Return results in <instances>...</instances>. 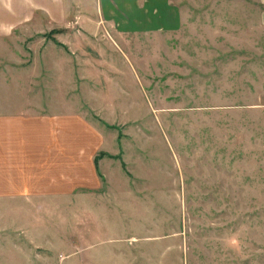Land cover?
<instances>
[{"label":"rangeland","instance_id":"rangeland-1","mask_svg":"<svg viewBox=\"0 0 264 264\" xmlns=\"http://www.w3.org/2000/svg\"><path fill=\"white\" fill-rule=\"evenodd\" d=\"M177 4L161 34L0 0V120H38L51 193L0 201V264H264V6Z\"/></svg>","mask_w":264,"mask_h":264},{"label":"crops","instance_id":"crops-1","mask_svg":"<svg viewBox=\"0 0 264 264\" xmlns=\"http://www.w3.org/2000/svg\"><path fill=\"white\" fill-rule=\"evenodd\" d=\"M94 1L105 23L118 33L162 34L174 32L183 25V14L177 6L179 0ZM241 1H252L264 6V0ZM259 20L263 26L264 13H261ZM14 89L24 93L20 87ZM35 99L37 102L38 95ZM5 105L7 107L10 104ZM23 115L0 120V201L37 206L40 199L51 195L50 187H40L41 181L49 184V179L48 176H41L38 120L32 117L25 119Z\"/></svg>","mask_w":264,"mask_h":264},{"label":"trees","instance_id":"trees-1","mask_svg":"<svg viewBox=\"0 0 264 264\" xmlns=\"http://www.w3.org/2000/svg\"><path fill=\"white\" fill-rule=\"evenodd\" d=\"M102 156H104V155H100L98 158H102ZM98 162V159L96 160V163ZM98 169V168H97Z\"/></svg>","mask_w":264,"mask_h":264}]
</instances>
